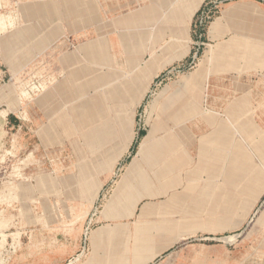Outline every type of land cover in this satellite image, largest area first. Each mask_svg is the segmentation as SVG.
Instances as JSON below:
<instances>
[{"label":"rangeland","instance_id":"obj_1","mask_svg":"<svg viewBox=\"0 0 264 264\" xmlns=\"http://www.w3.org/2000/svg\"><path fill=\"white\" fill-rule=\"evenodd\" d=\"M0 264H264V0H0Z\"/></svg>","mask_w":264,"mask_h":264},{"label":"bare ground","instance_id":"obj_2","mask_svg":"<svg viewBox=\"0 0 264 264\" xmlns=\"http://www.w3.org/2000/svg\"><path fill=\"white\" fill-rule=\"evenodd\" d=\"M148 140H149V136H146V137L144 138V142L141 144V147L143 146L144 143H147ZM233 239H234V238H233Z\"/></svg>","mask_w":264,"mask_h":264},{"label":"crops","instance_id":"obj_3","mask_svg":"<svg viewBox=\"0 0 264 264\" xmlns=\"http://www.w3.org/2000/svg\"><path fill=\"white\" fill-rule=\"evenodd\" d=\"M149 139H150V138H149ZM143 141H144V140H143ZM148 141H149V140H148ZM147 143H148V142H147ZM147 143H144L143 146H144L145 144H147ZM143 146H142V147H143Z\"/></svg>","mask_w":264,"mask_h":264}]
</instances>
